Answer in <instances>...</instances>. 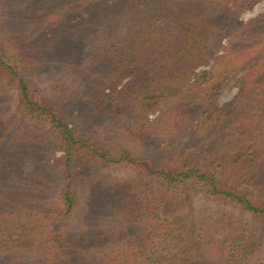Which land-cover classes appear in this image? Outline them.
Instances as JSON below:
<instances>
[{"label":"trees","instance_id":"1","mask_svg":"<svg viewBox=\"0 0 264 264\" xmlns=\"http://www.w3.org/2000/svg\"><path fill=\"white\" fill-rule=\"evenodd\" d=\"M258 1L0 0V264H264Z\"/></svg>","mask_w":264,"mask_h":264},{"label":"rangeland","instance_id":"2","mask_svg":"<svg viewBox=\"0 0 264 264\" xmlns=\"http://www.w3.org/2000/svg\"><path fill=\"white\" fill-rule=\"evenodd\" d=\"M264 11V0H259L249 11L244 12L241 14V19L243 20H247L250 17H253L261 12ZM47 78L46 75H40V76H32L33 77V82L42 90L46 91V92H52V88L50 86V82L47 81L45 78ZM237 92L236 88H224L219 96V102L223 103L225 101L230 100ZM155 114H153L151 117H154ZM98 128L100 129L101 134L104 136L106 135V128L104 126H98ZM113 139L117 140L120 139V134L116 133L112 136ZM123 140V138H122ZM138 151H141L142 153H147L148 152V147L144 146V147H138L137 148ZM56 155H61L60 152H58ZM103 172L108 171V169L106 168H102ZM113 174H117V171L113 172ZM192 208H191V216L192 218H196L198 211L205 206L204 200L201 198V195L199 193H194V197L192 200ZM237 216V215H236ZM240 217V215H238ZM247 225H248V229L252 230V234L254 239H258L261 236H264V227H262L261 225H259L256 221H254L253 219H248L247 218ZM263 247H264V241H263Z\"/></svg>","mask_w":264,"mask_h":264}]
</instances>
